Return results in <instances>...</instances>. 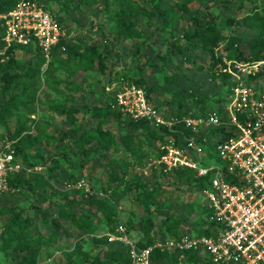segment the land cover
I'll use <instances>...</instances> for the list:
<instances>
[{"label":"rangeland","instance_id":"rangeland-1","mask_svg":"<svg viewBox=\"0 0 264 264\" xmlns=\"http://www.w3.org/2000/svg\"><path fill=\"white\" fill-rule=\"evenodd\" d=\"M140 1L143 5L152 8L159 0ZM37 2L60 20L61 25L66 29L59 41L64 42L58 51L60 57L52 58V49L49 53L35 41L21 44L26 47H18L16 56L22 62L37 63L40 53H44L46 63L41 68V80H38L32 89L25 90L21 85L8 93L3 92L0 83V105L16 94L20 95V100L28 99L29 95L35 94V100L30 99L31 106L24 111L34 113L29 116V124L32 126V132L40 135L41 139L37 143L30 144L26 151L27 157L23 154L22 158L34 171L40 172L44 179H48V183L52 184L36 179V173L31 177V181L37 180L38 189L48 191L44 199L40 198L38 191L27 184H21L18 189H12L5 196H0V264L20 263L24 253L14 248L19 239L27 240L40 249L38 264H70L71 259L76 260L72 264H91L95 255H106L107 249L111 248L104 238L107 237L108 227L111 226L107 223L109 214L97 206L82 204L78 199L87 198L81 196L79 190L86 192L83 195L95 191L100 197L108 193L104 189L111 184V181L109 169L104 165L113 161H128V179L138 180L146 184L150 190H154L156 204L150 207L146 216L155 221L154 233L159 239L164 237L163 232L167 231L169 223L178 220L184 234H197L205 229H212L214 220L212 214L203 209L207 201L198 190L196 181L177 178L175 170L167 169L160 162V155H163L164 147L174 140L176 145L186 148V139L190 137L197 139L198 145L205 154L211 146V141L203 135L205 131L215 127L211 124L213 117H217L221 124H226L229 130L233 129L230 110L236 87L252 89L258 103L264 102V75L258 76L259 71L264 69V64L255 68L253 62L249 65L237 62L235 64L237 71H234L230 66L232 61H228L227 69L232 76L227 81L221 77L214 78L209 71L210 53L203 49L191 50L186 42L183 40L177 42L175 39H180L186 31H194L198 25L206 26L215 21L225 35L237 34L250 41L258 35L257 30L249 29L240 23L229 25L227 19L234 17L242 22L244 16L251 12L255 5L264 8V0H229V2L195 0L189 5L191 14L186 18L177 15L168 27L164 26L161 19L157 21L140 15L136 17V30L140 32L136 38L116 36L114 33L116 23L109 19L107 12L102 11L105 7L102 0H96L93 5H84L80 8L78 6L80 1L74 0L70 10H65L59 0ZM110 3L114 4V7L118 6L113 0H110ZM163 4L168 5L166 2ZM174 42L182 46V52L176 49ZM88 45L101 47L106 64L104 71L96 66L76 72L74 62L65 60L68 47L84 48ZM105 45L108 46L109 53L105 52ZM242 48L248 53L247 45H243ZM141 77L154 88L152 93H148L145 85L138 86L135 83V80ZM133 86L145 90L151 107L173 125L170 131L172 133L178 131V140L173 135H167L165 142L151 143L146 134L136 135L135 147L141 148L146 153L140 158L127 150L122 139L128 132L127 128L116 122H110L105 127L113 130L117 138V143L112 149L105 150L97 142L90 144L88 148L94 151L91 157L87 158L77 156L80 151L77 145H65L63 140L67 130L96 127L91 112L94 105L113 103L117 100L118 93L126 92ZM103 90H105L104 95ZM181 90H184L185 95L184 116H181L176 105L168 104L174 93ZM203 100L208 103L206 109H203ZM54 104L65 105L67 108L79 106L81 111L76 114V121L71 123L67 116H60L52 110ZM113 107L114 110L121 111L126 120L135 119L124 112L119 104H114ZM258 107L260 112H264V103L263 106ZM185 118L203 119V122L197 126L196 132L193 131V135L185 132L187 127L182 122ZM148 120L152 128L162 127L157 126L153 119ZM17 121V117H12L0 123V151L5 147L6 139L15 132ZM69 137L74 138L75 134L70 133ZM61 151H64L68 158L63 156ZM210 151L214 152L213 149ZM192 152L196 154V151L192 150ZM55 160L60 163V167L55 170L57 181L48 174V168L53 166ZM74 180H77V183L72 182ZM111 186L115 187L116 183ZM64 194H68V199H76L77 202L64 207ZM6 207L13 209L12 211L23 209L25 214L33 217L34 224L27 229L24 236L7 229V223L14 212L4 213ZM63 207L65 213L74 212L79 215L83 212L91 213L95 219L93 233L80 230L71 219L62 217L60 212L63 211ZM44 213L62 221L63 229L56 242L50 238L54 226L50 220H45ZM114 215L115 229L123 224L127 229L130 228L129 236L135 242L143 237L141 215H144V212L138 206L133 194H127L122 199ZM11 236L13 246L8 247L6 241H11L9 238ZM113 243L116 247L124 246L121 242ZM79 246L82 247L81 251L78 249ZM85 254H88V261H85ZM201 259L198 264H214L207 254H202ZM160 263L196 264V261L187 257L177 262L166 258L158 262Z\"/></svg>","mask_w":264,"mask_h":264},{"label":"trees","instance_id":"trees-1","mask_svg":"<svg viewBox=\"0 0 264 264\" xmlns=\"http://www.w3.org/2000/svg\"><path fill=\"white\" fill-rule=\"evenodd\" d=\"M19 0H0V12L8 13L18 3ZM40 1V0H36ZM63 4L65 10H70L74 0H59ZM79 8L84 5H93L96 0H79ZM195 0H164L157 1L152 8H149L146 5H143L140 0H113L117 3L118 6L110 3V0H102L105 5L103 12L108 13V17L112 22L116 23L114 33L116 36H124L127 38H136L140 32L136 30V17L144 15L150 19H156L163 22L164 26L168 27L174 22L177 15H182L184 18L188 17L191 14V9L189 7L190 3H193ZM168 3L165 6L163 3ZM229 2V0H225ZM226 4V3H225ZM228 6V4H226ZM56 18V17H55ZM57 19V18H56ZM58 20V19H57ZM59 23L60 20H58ZM62 21V20H61ZM229 25H236L237 23L245 25L247 28L252 30H257L258 35L248 41L244 36L237 34L225 35L218 23L213 21L205 25H198L194 31H186L180 39L183 40L189 45V48L194 51L203 49L204 51L210 53L211 60L209 64L210 74L214 78L221 77L224 80H228L232 74L228 72V61H232L231 69L237 71L235 64L238 63H252L264 59V8L259 5H255L254 9L244 16L242 22L237 20L234 17L227 19ZM63 41L57 43L53 46L51 51L52 58L60 57L59 49L63 45ZM243 45H247L248 53L242 48ZM174 46L180 52H182V46L174 42ZM18 47H26L18 43H12L8 45L5 40V28L3 22L0 20V83L1 89L4 93L10 92L13 88L20 87L23 85L25 90H29L35 87V84L38 80H41V68L46 63V57L44 53H40V58L37 63L22 62L16 56V50ZM105 52H108V46L104 47ZM68 55L65 60L74 62L75 71L87 70L93 67H100L102 71L105 70L106 64L103 60L104 52L101 51V47L97 45H88L84 48L79 47H68ZM109 53V52H108ZM226 70V71H224ZM264 75V69L259 71L258 76ZM50 81V78H48ZM172 79H170L171 81ZM135 83L138 86L145 85L148 90V93H152L154 88L151 87L144 78L135 80ZM102 94H105L103 90ZM20 95L16 94L11 96L7 101L3 102L0 105V123L6 121L9 118L17 117L18 121L16 124V130L9 138L5 141V147L8 143L11 145V149L14 151L16 160L24 165V167L31 168L32 166L26 164L23 157H27L26 151L28 146L33 143L40 141V135L34 134L32 132V126L29 124V116L33 115L32 111H24L31 106V100H35V94L29 95L28 99L20 100ZM200 98V97H199ZM112 99V98H111ZM185 99L184 90L177 91L174 93L171 101L168 102L170 105H176L179 109L181 116H184V103ZM204 101V100H203ZM114 104H118L117 100H114L113 103L94 105L91 112H93L92 119L96 122V127L88 129L86 127L82 129H69L66 131L64 138L65 145L74 144L80 148V151L77 153V156L91 157L93 149L88 148V145L96 143L101 145L105 150H110L117 143L116 135L113 130L106 128L105 125L110 122H116L118 125L127 128L128 132L122 137L126 148L132 154L136 156H145L146 153L141 148H136L134 145V138L139 134H146L150 142L154 143L156 141L165 142L167 135H173L176 140L179 136L177 132H171L170 129L166 126L160 128H152L150 121L145 118L140 119H130L126 120L121 111L114 110ZM207 102L204 101L203 109L207 108ZM52 110L57 112L60 116H67L68 121L74 123L76 121V114H78L81 109L79 106H72L67 108L65 105H53ZM238 120L246 124V115L244 113L238 114ZM237 129L236 125H233V129L229 130L226 124H220L213 127V129L205 131L204 137L209 138L211 141V146L209 147L214 150L215 144L212 139L221 137L226 139L232 137L236 134L235 130ZM180 130V129H178ZM185 132L188 135H193L194 132L192 129H186ZM74 133L75 137L70 138L69 134ZM5 147L3 149H5ZM2 149V150H3ZM1 150V151H2ZM0 151V152H1ZM211 157H215L217 161L220 159L217 156L216 151H210ZM62 155L68 158L67 154L64 151H61ZM164 153V152H163ZM162 153V154H163ZM38 155V153H36ZM40 156V155H39ZM162 156V155H160ZM41 158L42 155L40 156ZM109 169V178L111 184H115V187H112L111 184L108 185L105 191V196H98L97 192H93L89 195L85 191H80L81 196H86L87 198L78 199L82 204H87L89 206H97L99 209L105 211L109 214L107 218V223L111 224L108 227L109 231H115V219L114 214L118 209V204L127 194H133L135 196L138 206L142 208L144 215H141V230L144 233L143 237L136 241L137 245L142 248H148L154 246L159 239L155 235L154 230L156 227L155 221L152 218H148L146 213L150 210L152 205L156 204V198L154 196V190H150L148 186L138 180L128 179L127 168L129 166L128 161H113L106 163L104 165ZM60 167L58 160L54 161L53 166L48 168V174L50 178L57 181L58 176L55 170ZM123 174L121 175V173ZM37 173V175H35ZM177 178L188 179L190 181H196L198 190H202L208 185L209 177H200L198 173L193 169H176L175 170ZM36 176V179H42L44 183H48V179H44L42 174L38 171H33L28 173L27 171L13 172L9 175V187L10 190L18 189L21 184H27L30 188L35 191H38L40 198L44 199L48 194V191L45 189H38L37 180L31 181L32 176ZM72 182L77 183V180ZM51 185L50 183H48ZM6 193L1 194L0 196H5ZM64 203L66 207L71 206L76 203V199H68V194L63 196ZM60 212V215L65 218L71 219L74 224L80 229L84 230L89 234L93 233V224L95 222L94 217L89 212H83L82 214H75L74 212L65 213ZM205 212L211 214L208 207L203 205ZM38 210V208L36 207ZM13 209H6L5 212H14L10 217L7 223V229L12 231L20 236H24L27 233V229L34 224L33 217L25 214L23 209L12 211ZM45 220H50L54 226L53 233L50 235L52 241H57L61 230L63 229L62 221L55 218H51L50 214L44 213ZM216 222H212V228L216 225ZM130 232V228L128 227ZM212 229L208 228L197 234H211ZM164 237L162 239H178L182 236L183 231L181 229L180 221L174 223H169L167 226V231L163 232ZM11 241H6V246L11 247L12 236L9 237ZM105 241L111 245V248L107 249L106 255L97 254L91 261V264H132V259L127 252L125 246L116 247L115 243L110 242L108 237H104ZM115 246V247H114ZM15 250L21 251L24 253L19 264H38V256L40 249L34 245H31L27 240H17L14 246ZM79 251L82 250V247H78ZM204 254L200 250H191L187 253V258L196 261L198 264L202 259L201 255ZM85 254V261H88L89 258ZM179 252H169L167 250H162L160 248H154L151 252V258L153 264H158V262L163 261L166 258L177 262L179 260ZM211 260V259H210ZM76 260L71 259L70 264L74 263ZM165 264V263H160ZM215 264V263H214Z\"/></svg>","mask_w":264,"mask_h":264},{"label":"built area","instance_id":"built-area-1","mask_svg":"<svg viewBox=\"0 0 264 264\" xmlns=\"http://www.w3.org/2000/svg\"><path fill=\"white\" fill-rule=\"evenodd\" d=\"M5 28V40L12 43L28 44L35 41L48 51L59 43L66 29L40 3L19 0L14 9L0 13ZM248 63L247 65H249ZM264 59L253 62L258 68ZM231 122L236 125V134L226 139H212L218 158L205 154L197 139H186L182 148L176 141L164 147L160 162L167 169H193L200 177H209L208 185L201 190L206 198L214 222L211 234H182L178 239H158L154 246L142 249L129 236L125 225H119L114 232L106 233L110 242H121L127 248L132 264H153L151 252L160 248L179 252V260L186 259L188 251L200 250L215 264H264V112L252 89H235ZM121 109L135 119H153L157 126L169 123L157 110L151 107L148 95L141 87L133 86L117 94ZM246 115V124L238 120V114ZM187 129L194 132L203 122L199 119H183ZM211 124L221 123L217 117ZM208 141V139H202ZM196 151V154L192 152ZM33 172L16 160L8 143L0 152V195L10 191L9 175L13 172Z\"/></svg>","mask_w":264,"mask_h":264}]
</instances>
